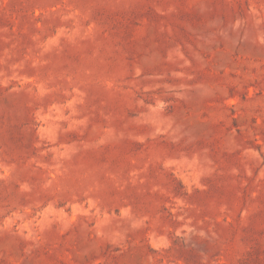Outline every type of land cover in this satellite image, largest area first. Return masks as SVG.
<instances>
[{
  "label": "rangeland",
  "instance_id": "rangeland-1",
  "mask_svg": "<svg viewBox=\"0 0 264 264\" xmlns=\"http://www.w3.org/2000/svg\"><path fill=\"white\" fill-rule=\"evenodd\" d=\"M0 264H264V0H0Z\"/></svg>",
  "mask_w": 264,
  "mask_h": 264
}]
</instances>
